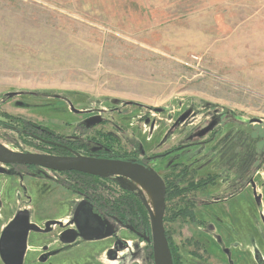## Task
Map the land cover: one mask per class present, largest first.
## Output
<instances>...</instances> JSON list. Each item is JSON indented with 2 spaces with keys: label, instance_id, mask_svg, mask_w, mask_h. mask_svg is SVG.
I'll use <instances>...</instances> for the list:
<instances>
[{
  "label": "rangeland",
  "instance_id": "obj_1",
  "mask_svg": "<svg viewBox=\"0 0 264 264\" xmlns=\"http://www.w3.org/2000/svg\"><path fill=\"white\" fill-rule=\"evenodd\" d=\"M114 106L127 111L121 116L110 113ZM146 108L166 110L156 115L160 126L153 131L143 122ZM187 109L195 116L169 137L164 135L168 116ZM103 110L112 123L83 130L82 119ZM223 111L229 117L221 123L218 146L234 148L237 134L236 142L248 130L227 120L264 119V0H0V115L7 118L0 116V121L17 124L10 120L14 116L61 136L110 130L126 150L136 141L146 152H157L167 141L187 142V134ZM20 138L0 124V141L10 148L42 151L41 145ZM244 140L258 163L264 154V121ZM200 152V147L190 146L165 162H189ZM222 154L221 161L230 157ZM211 165L213 170L221 167L218 161ZM28 182L30 192L19 193L21 204L40 210L46 221L73 223L78 232L76 218L85 199L42 177L32 176ZM109 185L139 193L130 178L111 176ZM223 185L200 201L225 197L240 184L225 180ZM168 224L182 258L201 264L190 254L194 247L185 243L186 224ZM116 228L108 220L104 239ZM123 232L126 249L118 264H149L141 240ZM213 241L207 242L208 251L217 260L220 255L227 259ZM97 243L93 252L80 255L78 264H110ZM252 243L249 255L264 259L259 245ZM234 259L242 264L246 257Z\"/></svg>",
  "mask_w": 264,
  "mask_h": 264
},
{
  "label": "flooded vegetation",
  "instance_id": "obj_2",
  "mask_svg": "<svg viewBox=\"0 0 264 264\" xmlns=\"http://www.w3.org/2000/svg\"><path fill=\"white\" fill-rule=\"evenodd\" d=\"M73 110L78 114L84 112ZM109 111L120 115L125 114L127 110L114 106ZM165 111L164 108H146L144 124L149 125L153 131L155 127L160 126V118L156 115ZM104 112L105 110L85 116L80 124L83 130L89 131L99 125L106 126L112 123ZM0 116L7 119L6 114ZM194 116V110L188 109L177 115L170 114L167 118L168 128L164 131V135L169 137ZM228 117L229 115L224 111L216 112L202 127L187 136L184 135L188 139L187 142L167 141L163 147L167 144L169 146L167 145L162 151L146 152L136 141H131V145L134 146L126 150L119 136L110 130H99L92 136H84L83 133L61 136L53 130L41 127L40 123L38 125L10 116V120L17 124L12 121L7 123L5 120L0 121V124L17 132L21 135L20 139H29L41 145L42 151H18L1 141L0 144L11 152L21 154L82 156L127 160L142 164L159 174L166 184L164 224L173 264H190L182 258L169 229L168 223L176 220L186 224L185 243L194 247L190 254L201 264H236L237 261L234 259L236 255L246 257L244 262H240L242 264H257L256 260L264 264L262 256H259L260 258L257 256L254 260L248 251V248L253 245L252 242L255 241L264 253V172L261 171V169L264 170V154L257 163L254 159V150L244 145V139L252 134L254 127L262 123L264 119L252 118L248 122L238 118L227 120L226 122L244 125V129L248 128L244 135H240L239 142H236L237 134L236 145L232 148L225 144L218 146L216 141L218 132L221 131V123ZM124 125L121 128L125 131L126 125ZM135 128L140 129L139 125ZM157 145L155 148L158 150ZM190 146L201 148L200 154L194 159L176 164L165 162L169 156ZM226 152L230 157L221 161L219 157ZM217 161L221 165L220 169L213 170L212 165V168L208 167ZM153 162L155 164L152 166ZM233 169L237 170L234 174ZM159 170H165L164 174L159 173ZM32 176L42 177L61 185L65 188V193L85 199L86 203L76 218L78 232L73 223L46 221L44 215H40V210L21 204L19 193L30 192L27 185ZM110 177L76 170L56 171L42 166L6 163L0 160V179H6L5 182H0V264H78L80 255L95 250L92 245L96 242H99L97 243L99 246H103L102 257L110 264H118L117 258L122 256L126 249L123 241L126 235L124 230L132 232L141 240L148 255L149 264H155L151 221H148L147 225L143 222L140 212L127 209L126 190L122 188L121 191L119 188L110 186ZM227 179L239 183V187L217 200L204 203L200 201L222 190L223 181H228ZM100 181L108 182V184L102 186ZM17 186H19L18 189H16ZM211 210L214 212L210 213ZM108 220L117 228L112 236L104 239ZM213 240L218 241L221 248L219 251H222L227 259L221 260L220 255L217 260L208 251L207 242H214Z\"/></svg>",
  "mask_w": 264,
  "mask_h": 264
},
{
  "label": "water",
  "instance_id": "obj_3",
  "mask_svg": "<svg viewBox=\"0 0 264 264\" xmlns=\"http://www.w3.org/2000/svg\"><path fill=\"white\" fill-rule=\"evenodd\" d=\"M0 160L6 163H22L42 166L56 171L76 170L102 177H127L130 179H139L148 184L154 190L156 197L155 214H153L146 198L140 191L139 193L143 197L144 204L150 215L155 264H173L172 253L169 247L164 224V215L166 211V184L161 176L153 170L142 164L127 160L14 153L7 150L1 144Z\"/></svg>",
  "mask_w": 264,
  "mask_h": 264
},
{
  "label": "trees",
  "instance_id": "obj_4",
  "mask_svg": "<svg viewBox=\"0 0 264 264\" xmlns=\"http://www.w3.org/2000/svg\"><path fill=\"white\" fill-rule=\"evenodd\" d=\"M126 206L127 209L132 210L133 212H140L142 214V220L148 225V210L144 204L143 197L137 193L130 191L126 188ZM149 226H147L148 228Z\"/></svg>",
  "mask_w": 264,
  "mask_h": 264
},
{
  "label": "bare ground",
  "instance_id": "obj_5",
  "mask_svg": "<svg viewBox=\"0 0 264 264\" xmlns=\"http://www.w3.org/2000/svg\"><path fill=\"white\" fill-rule=\"evenodd\" d=\"M127 178V177H126ZM133 185L141 192V194L146 198L148 201L153 214L156 213V197L154 190L146 183L139 179H131Z\"/></svg>",
  "mask_w": 264,
  "mask_h": 264
}]
</instances>
